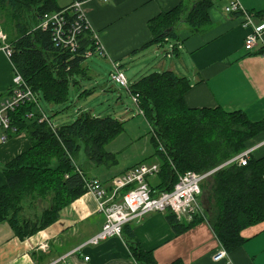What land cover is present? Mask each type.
<instances>
[{"label":"trees","instance_id":"trees-1","mask_svg":"<svg viewBox=\"0 0 264 264\" xmlns=\"http://www.w3.org/2000/svg\"><path fill=\"white\" fill-rule=\"evenodd\" d=\"M74 1L62 5L60 0H0V17L4 12L15 71L40 100L49 104L65 103L75 75L87 77V59L101 53L88 29L81 33L79 47L72 52L55 45L51 32L38 27L45 13L62 11ZM211 6V0H196L191 8L181 3L162 12L149 22L153 39L147 46L178 40L180 23L193 31L208 25ZM192 86L188 77L165 70L142 75L130 84L129 92L139 94L138 108L150 124L159 160L160 184L153 189L172 190L180 174L204 173L225 164L202 184L204 190V185L213 180L205 217L180 221L167 212L177 233L209 220L223 248L231 252L245 242V228L264 221V157L256 159L251 154L246 165L230 162L264 130V119L253 121L242 110L190 108L185 94ZM37 109L35 103L27 102L10 112L11 126L24 132L31 146L3 167L6 184L0 188V222L8 221L21 238L56 222L63 209L86 193V175L74 161L80 151L83 149L97 165L116 161L106 145L124 130L123 121L85 111L73 122L53 129L40 121L42 112ZM36 206L41 208L36 216L25 214ZM123 238L138 264H158L128 224ZM167 264L184 263L175 260Z\"/></svg>","mask_w":264,"mask_h":264},{"label":"crops","instance_id":"crops-1","mask_svg":"<svg viewBox=\"0 0 264 264\" xmlns=\"http://www.w3.org/2000/svg\"><path fill=\"white\" fill-rule=\"evenodd\" d=\"M195 1L88 0L85 9L93 33L97 34L103 48L100 57L109 60L114 68L126 71L139 65L143 71L146 62L156 61L159 52L172 48L169 66L164 63L160 69L151 65L147 68L161 72L167 67L179 76L188 77L193 83L185 94L190 108L242 110L253 121L263 120V47L261 43L252 51L244 47L249 28L243 27L241 15L225 11L233 0H211L210 23L198 31L183 22L178 25V40L147 46L153 39L149 27L153 18L181 3L191 8ZM239 1L254 13L257 23L264 21V0ZM92 71L89 66V72ZM14 75L12 60L0 48V104L10 95ZM142 75L144 71L135 79L131 78L130 84ZM30 146L24 132L0 125V188L6 184L3 167ZM246 148L253 149L252 157L263 158L264 130L249 140ZM74 161L76 163V159ZM150 162L159 163L155 153ZM116 175L96 178L110 188L111 179ZM148 182L151 187L160 184L158 174ZM201 199L203 201V197ZM40 212L41 208L36 206L28 208L25 214L36 216ZM104 222L105 215L99 210L96 198L87 192L63 209L56 222L30 237L21 238L8 221H1L0 264H138L123 237H110L73 252L98 233ZM128 225L158 264L175 260L184 264H264V221L245 228L242 231L245 242L231 252L226 250L227 257L221 260L214 259L223 245L209 220L177 233L168 219V212H151Z\"/></svg>","mask_w":264,"mask_h":264},{"label":"built area","instance_id":"built-area-1","mask_svg":"<svg viewBox=\"0 0 264 264\" xmlns=\"http://www.w3.org/2000/svg\"><path fill=\"white\" fill-rule=\"evenodd\" d=\"M86 2L87 0H75L62 11L45 13L38 27L51 32L55 45L70 49L72 52L76 51L79 47V36L85 29L90 28L85 9ZM225 11L241 15L243 27L249 28L250 32L244 41L246 50L252 51L258 43H261L262 55H264V21L257 23L254 19V13L247 10L239 0H233L225 7ZM0 47L6 56L12 59L13 48L8 35L1 30ZM99 47L102 51L101 44ZM112 79L129 90V83L124 72L116 66L112 73ZM12 81L10 95L0 104V125L4 126L5 129L11 128L9 113L19 105L33 102L39 107V96L21 74L15 71ZM138 96L139 94H132L137 105L139 103ZM140 113H142L141 110ZM40 121H46L53 129L56 128L45 112H42ZM252 151L253 149H248L234 157L230 162L237 161L241 165H246ZM159 171V163L142 162L136 167L115 176L113 178L114 188L110 192L102 187L97 179H85L86 192L91 193L96 198L99 210L105 215V222L98 233L73 252L81 250L87 244H98L110 237H123L124 227L127 224L151 212L170 211L180 221H191L196 217H205V207L201 199L202 184L213 171L204 173L188 171L179 175L172 190L158 191L150 186L148 179L157 175ZM226 257L227 252L224 248L219 249L214 254L215 260ZM85 259L88 260L89 256H86Z\"/></svg>","mask_w":264,"mask_h":264},{"label":"rangeland","instance_id":"rangeland-1","mask_svg":"<svg viewBox=\"0 0 264 264\" xmlns=\"http://www.w3.org/2000/svg\"><path fill=\"white\" fill-rule=\"evenodd\" d=\"M68 1L70 0H60V4L65 5ZM1 15L0 30L6 33L9 39L10 31L7 30L3 24L6 21L5 13L1 12ZM10 29L13 32L14 29L12 27ZM88 30L91 31L96 44H101L97 34L93 33L91 25ZM167 51L168 52H159L156 61L145 63V69H143L145 74L155 72L157 69H160L161 65L164 63L167 64V66L171 64L173 57L172 48H169ZM101 52H103V50ZM85 64L89 65L94 71L90 73L88 70L87 77L83 75H75L74 81L72 80L71 82L69 99L65 103L49 104L39 99L38 108L41 109V112H45L48 115L49 120H51V122L57 127L73 122L83 111L89 112L94 116H111L124 122V130L106 145V150L115 154L116 161H108L97 165L87 157L86 152L83 149L76 157V163L79 167L83 168L86 179H97L102 187L112 191L114 188V177L111 179L110 188H107L106 184L96 178V176L103 177L106 174L107 176L119 175L126 170L136 167L140 162L147 161L148 163V161L154 159L156 149L152 142L150 124L146 120V117L140 113L132 94L126 87L112 79V73L115 71L113 64L109 60L100 57V55H94L93 57L89 56V59H87ZM150 65L151 67L157 66L158 68H147ZM168 69L169 68L166 67L165 70ZM140 70V66L135 65V67H130L126 69V71H123L128 80V86H130L131 78L135 79L137 75L139 76L143 72ZM32 115V112L29 113V116ZM10 129H12V126ZM224 165L225 164L220 167ZM128 167L131 168L126 169ZM218 169L220 168L210 170L213 171L210 176L214 175ZM212 184L213 180H210L204 185V190H202L201 198L203 197V201L205 202H207L208 196L211 195ZM204 203L203 205L205 207Z\"/></svg>","mask_w":264,"mask_h":264},{"label":"bare ground","instance_id":"bare-ground-1","mask_svg":"<svg viewBox=\"0 0 264 264\" xmlns=\"http://www.w3.org/2000/svg\"><path fill=\"white\" fill-rule=\"evenodd\" d=\"M37 116H38V114H37ZM42 116V115H41ZM40 119V118H39ZM190 222V221H189ZM192 223V222H191Z\"/></svg>","mask_w":264,"mask_h":264}]
</instances>
